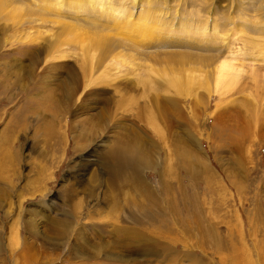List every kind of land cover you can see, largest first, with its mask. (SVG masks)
Wrapping results in <instances>:
<instances>
[{
    "label": "rangeland",
    "instance_id": "1",
    "mask_svg": "<svg viewBox=\"0 0 264 264\" xmlns=\"http://www.w3.org/2000/svg\"><path fill=\"white\" fill-rule=\"evenodd\" d=\"M0 264H264V0H0Z\"/></svg>",
    "mask_w": 264,
    "mask_h": 264
},
{
    "label": "bare ground",
    "instance_id": "2",
    "mask_svg": "<svg viewBox=\"0 0 264 264\" xmlns=\"http://www.w3.org/2000/svg\"><path fill=\"white\" fill-rule=\"evenodd\" d=\"M223 67H224V65H223Z\"/></svg>",
    "mask_w": 264,
    "mask_h": 264
}]
</instances>
